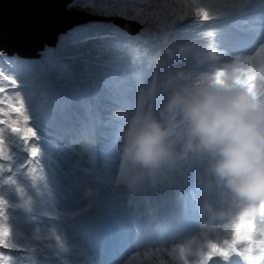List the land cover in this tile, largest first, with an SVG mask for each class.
<instances>
[{
	"label": "rangeland",
	"instance_id": "374dc122",
	"mask_svg": "<svg viewBox=\"0 0 264 264\" xmlns=\"http://www.w3.org/2000/svg\"><path fill=\"white\" fill-rule=\"evenodd\" d=\"M69 8L143 25L131 32L112 22L87 21L61 35L55 47H46L44 61L0 53V112L9 118L14 106L22 107L15 119L35 133L29 141L7 125L0 128V229L11 230L9 248H0L5 254L0 264H92L112 258L114 264H197L192 256L208 264L199 241L214 225L204 206L219 205L206 189V165L180 155L178 144L174 167L137 176V167L122 155L121 130L134 115H149L151 109L154 114V98L164 109L175 91L202 74L252 58L258 38L238 28L245 18L247 26L259 30L264 0H78ZM84 37L99 39L81 45ZM220 50L222 59L216 56ZM255 56L264 57V47ZM116 107L124 117L113 111ZM76 131L82 139L64 140ZM189 178V191L198 193L191 213L182 192ZM81 213L99 221L102 237L84 233L80 220L74 221ZM190 215L196 230L188 227ZM114 225L117 235L123 231L124 247L110 228ZM185 249L190 255L182 259ZM212 264L225 262L216 258Z\"/></svg>",
	"mask_w": 264,
	"mask_h": 264
},
{
	"label": "clouds",
	"instance_id": "9594fccd",
	"mask_svg": "<svg viewBox=\"0 0 264 264\" xmlns=\"http://www.w3.org/2000/svg\"><path fill=\"white\" fill-rule=\"evenodd\" d=\"M178 144L180 155L206 165V189L219 205L204 206L214 225L199 241L204 259L264 264V57L202 74L171 95L161 119L134 115L122 155L137 176H154L176 165Z\"/></svg>",
	"mask_w": 264,
	"mask_h": 264
},
{
	"label": "water",
	"instance_id": "95a60500",
	"mask_svg": "<svg viewBox=\"0 0 264 264\" xmlns=\"http://www.w3.org/2000/svg\"><path fill=\"white\" fill-rule=\"evenodd\" d=\"M73 1L0 0V53L17 55L23 59H37L46 47H55L61 35L87 21H108L131 32L143 25L132 18L112 14L106 18L102 14L72 10L69 6ZM64 4L67 5L65 9ZM97 209L93 208L91 211ZM82 219L86 224H91L84 214Z\"/></svg>",
	"mask_w": 264,
	"mask_h": 264
},
{
	"label": "trees",
	"instance_id": "16d2710c",
	"mask_svg": "<svg viewBox=\"0 0 264 264\" xmlns=\"http://www.w3.org/2000/svg\"><path fill=\"white\" fill-rule=\"evenodd\" d=\"M76 3H78V0H74L73 2H72V4L74 5V7H75V4ZM71 4V5H72ZM250 6V5H249ZM77 8V7H76ZM73 10V9H72ZM95 16H99V15H95ZM103 17V16H102ZM258 17V16H257ZM107 18V17H106ZM214 18H216V21H218V20H220V19H218V17H214ZM257 23H258V25H257V28L259 29L258 31H256L255 30V28L254 27H251V26H247V24H246V19L244 18V19H242V21L240 22L241 24H240V26H239V30H241V31H246L247 32V35L249 34V33H251L252 35H254V33H255V37L254 38H258V40L256 41V50L255 51H253V53H254V55L255 54H257L259 51H260V49L262 48V47H264V28H262V26L264 25V23H263V19H259L258 18V20L256 21ZM197 23V22H196ZM230 23V22H229ZM235 23H237V20H236V22ZM200 23H199V21H198V23H197V25L196 26H198ZM231 24V23H230ZM232 24H234V23H232ZM195 26V27H196ZM230 29H233V27H231ZM251 35V36H252ZM257 35V36H256ZM223 36H225V35H223ZM222 36V37H223ZM188 39L189 38H186L185 39V41H188ZM193 41V40H192ZM202 41V40H201ZM203 42H205L206 43V41L204 40ZM192 45H195V43L194 44H192ZM208 46L207 45H204V50H206V48H207ZM2 54H5V53H3V52H1ZM41 53V52H40ZM196 53L198 54L197 55V57H200V53L196 50ZM224 53V50H220L219 51V53H217V55L216 56H218V58L219 59H222L220 56V54H223ZM229 53H231V49H230V51H229ZM5 55H7V54H5ZM8 56V55H7ZM17 56V55H16ZM41 56V55H40ZM239 56V55H238ZM18 58L19 59H21V60H23V58H21V57H19L18 56ZM38 59V58H37ZM247 59H249V57H247ZM24 60H29V59H24ZM31 60V59H30ZM34 60H36V59H34ZM243 60H246L245 58L243 59ZM232 60H230V56H229V62H231ZM195 64V63H194ZM194 64H192V63H189L188 62V65H189V68L191 69V70H194V69H197V66H195ZM225 64V63H224ZM223 64V65H224ZM138 99H139V97H138ZM153 101H154V103H155V105L154 106H156L155 107V112H154V114L152 113L151 114V112H152V110L153 109H151L150 111H149V114L151 115V116H153V117H155L156 115H160V117H158L157 119H161V112H162V110H164L162 107H157L158 105V102H160V99H158V97H156V98H154L153 99ZM146 102V103H145ZM121 103H126V102H121ZM144 103H145V105H147V104H150V102H149V99L148 100H146V101H144ZM144 105V106H145ZM90 109H93V108H90ZM113 111L115 112V113H117L118 115H120V116H122V117H124V115H125V113L122 111V108H117L116 107V109H113ZM147 113H145V115H146ZM145 115H141V116H145ZM115 118L114 119H120V117L119 116H114ZM127 117V116H126ZM119 121V120H118ZM112 126H116L115 124H114V122L111 120L110 122H109ZM72 126V125H71ZM71 126H69L68 128H70ZM74 129H72L71 131H73ZM121 131H124L125 132V130H121ZM76 135H78L79 136V134H78V132L76 131V133H74V134H71V135H66V136H64V140L65 139H74V138H80V139H82L81 137H78V136H76ZM87 134L85 133V136H86ZM61 136V135H60ZM92 141H93V139H92ZM42 153V152H41ZM44 154H46L45 152H44ZM44 154H41V155H43L44 156ZM81 161H86L85 159H82ZM81 161H80V163H81ZM83 163V162H82ZM53 170H54V168H52ZM83 177H85V176H83ZM86 177H88V176H86ZM90 179V178H89Z\"/></svg>",
	"mask_w": 264,
	"mask_h": 264
},
{
	"label": "snow or ice",
	"instance_id": "6c2138e0",
	"mask_svg": "<svg viewBox=\"0 0 264 264\" xmlns=\"http://www.w3.org/2000/svg\"><path fill=\"white\" fill-rule=\"evenodd\" d=\"M151 2H152V0H149V3H151ZM63 7L65 9L67 7V5L64 4ZM149 11H152V9L150 8ZM63 35H67V33H64ZM92 38L99 39V37H84L81 41H79V43L81 45H87L89 43V40ZM45 59H46V57H43V56L40 57L41 61H44ZM10 82L14 83L15 81H12L10 78ZM22 111H23L22 107L17 108L14 106L13 111L7 113V116L9 118H4L5 113L0 112V128H3L5 125H7L9 127V130L13 134L21 135L23 139L30 141V139L35 136L34 131H32L31 129L25 130L24 128L21 127L20 121L18 119H15V117L17 115L21 114ZM10 120H11V122H10ZM25 123H28V121L25 120ZM33 151L35 152L36 150L33 149ZM0 155H2V153H0ZM0 231H2V235H0V248H9L7 246V239L11 235V230L7 227H2V229H0ZM21 250L23 251V249H21ZM4 255H5L4 253H0V258H2Z\"/></svg>",
	"mask_w": 264,
	"mask_h": 264
},
{
	"label": "bare ground",
	"instance_id": "6f19581e",
	"mask_svg": "<svg viewBox=\"0 0 264 264\" xmlns=\"http://www.w3.org/2000/svg\"><path fill=\"white\" fill-rule=\"evenodd\" d=\"M113 252V251H112ZM110 253V251H107L106 253H105V257L108 255ZM114 256V254L113 255H111V257H113ZM111 257H109V258H111ZM108 258V259H109ZM108 262V263H107ZM112 262H113V258L112 259H109V260H107L105 263H103L102 262V264H112Z\"/></svg>",
	"mask_w": 264,
	"mask_h": 264
}]
</instances>
